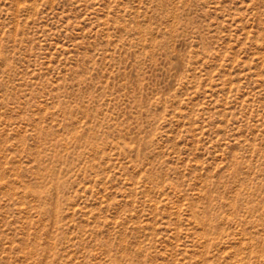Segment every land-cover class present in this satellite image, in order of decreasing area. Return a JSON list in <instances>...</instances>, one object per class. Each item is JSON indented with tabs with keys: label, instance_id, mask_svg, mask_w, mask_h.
<instances>
[{
	"label": "rangeland",
	"instance_id": "374dc122",
	"mask_svg": "<svg viewBox=\"0 0 264 264\" xmlns=\"http://www.w3.org/2000/svg\"><path fill=\"white\" fill-rule=\"evenodd\" d=\"M0 264H264V0H0Z\"/></svg>",
	"mask_w": 264,
	"mask_h": 264
}]
</instances>
